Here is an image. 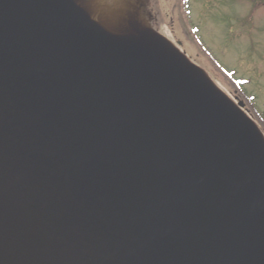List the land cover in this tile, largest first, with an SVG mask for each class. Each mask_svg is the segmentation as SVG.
I'll return each mask as SVG.
<instances>
[{
	"label": "water",
	"instance_id": "water-1",
	"mask_svg": "<svg viewBox=\"0 0 264 264\" xmlns=\"http://www.w3.org/2000/svg\"><path fill=\"white\" fill-rule=\"evenodd\" d=\"M91 14L0 0V264H264L244 102L137 11Z\"/></svg>",
	"mask_w": 264,
	"mask_h": 264
},
{
	"label": "rangeland",
	"instance_id": "rangeland-1",
	"mask_svg": "<svg viewBox=\"0 0 264 264\" xmlns=\"http://www.w3.org/2000/svg\"><path fill=\"white\" fill-rule=\"evenodd\" d=\"M80 1L89 11L96 5L101 16L110 18L119 9L134 14L140 1L146 3V11L161 25L150 24L146 16L137 18L139 23L180 43V49L232 100L237 102V97L244 102V109L264 133L251 111L264 120V0ZM232 78L245 98L235 93Z\"/></svg>",
	"mask_w": 264,
	"mask_h": 264
},
{
	"label": "bare ground",
	"instance_id": "bare-ground-1",
	"mask_svg": "<svg viewBox=\"0 0 264 264\" xmlns=\"http://www.w3.org/2000/svg\"><path fill=\"white\" fill-rule=\"evenodd\" d=\"M91 6H92V4H91ZM90 10L92 11L91 15L93 16V18L96 20H99V22H101L108 29H113V28L119 27L120 22L118 20H120L119 18H122V16L124 15V13H123L124 11H122L123 9L122 10L119 9L118 11H116L117 17L114 15L111 18L101 16L99 8L96 5H94L93 8ZM101 17L104 18V20Z\"/></svg>",
	"mask_w": 264,
	"mask_h": 264
},
{
	"label": "flooded vegetation",
	"instance_id": "flooded-vegetation-1",
	"mask_svg": "<svg viewBox=\"0 0 264 264\" xmlns=\"http://www.w3.org/2000/svg\"><path fill=\"white\" fill-rule=\"evenodd\" d=\"M146 3L142 4L141 7L137 11V18L142 19L144 16H146L149 20V23L153 25L155 23L156 25H161L157 22V20L154 18V15L151 11H146Z\"/></svg>",
	"mask_w": 264,
	"mask_h": 264
},
{
	"label": "trees",
	"instance_id": "trees-1",
	"mask_svg": "<svg viewBox=\"0 0 264 264\" xmlns=\"http://www.w3.org/2000/svg\"><path fill=\"white\" fill-rule=\"evenodd\" d=\"M231 82H232V87L234 88L235 93H238L239 95H241L245 98L246 96L244 95L243 91L241 90L239 83L236 80H234L233 78L231 79ZM251 111H252V114L257 118V121L264 128V120L261 118L260 114L253 109Z\"/></svg>",
	"mask_w": 264,
	"mask_h": 264
}]
</instances>
